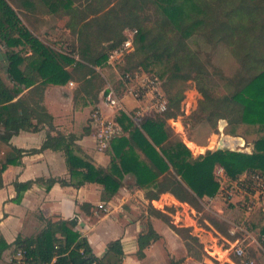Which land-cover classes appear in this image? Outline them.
I'll return each instance as SVG.
<instances>
[{"label": "trees", "instance_id": "trees-1", "mask_svg": "<svg viewBox=\"0 0 264 264\" xmlns=\"http://www.w3.org/2000/svg\"><path fill=\"white\" fill-rule=\"evenodd\" d=\"M44 1L54 12L60 8L59 3L67 11L74 10L70 0ZM123 2L122 5L118 4L123 12L106 11L99 15L103 7L94 8V16L87 15L84 10L75 12L78 44L69 54H65L40 40L24 25L8 0H0L2 26L12 29L4 38V44L7 73L14 83L13 86L9 85L0 74V150L3 151L0 158V188L4 185L3 175L8 165L18 163L25 154L46 149L62 152L71 174V181L61 177L16 181L14 202L20 203L25 191L34 183L45 184L47 190L56 183L76 187L98 183L104 187V199L106 195L114 196L123 186L125 176L131 174L135 177L136 185L146 189L145 196L150 203L161 194L170 192L179 201L196 206L200 199L214 197L219 192L220 183L215 172L218 165L230 176L248 169L264 173V0H148L147 5L156 13L153 23L157 24L158 31L157 36L152 38L151 30L141 23L146 15H153L144 13L146 1ZM121 14L130 18L126 20L125 15ZM114 20L133 24V28L137 29L135 50L126 56L120 67L122 72L142 67H132L127 63V58L136 53L142 44L144 47L161 49L169 57L181 55L182 58L177 59L179 62L183 60L186 80L196 75L206 78L211 75L210 70L202 67L200 54L192 52L190 40L198 34L196 30L213 24L212 31L204 32L208 42L214 46L222 41L226 43L239 65L230 76L219 72L225 79L219 90H212L207 85L208 89L198 87L203 95L199 101L202 112L199 118H203V121L197 122L211 123L213 127L217 126L219 132L218 121L225 118L228 121L226 133L239 137L240 127L245 128V134L255 132L254 151L207 149L195 157L183 141L172 142L171 124L168 121L178 113L170 109L173 104L179 111L180 101L184 98L183 88L174 96L168 97L166 94L168 110L164 114L147 116L138 125L126 112L117 114V121L126 134L111 141L109 166L97 165L78 155L76 151H80V146L77 137L73 133L60 131L54 124V116L44 103L45 90L50 84L66 85L73 80L80 87L76 88L75 96L82 93L98 101L99 94L103 95L104 90L101 91L97 83L100 74L94 66L104 64L108 51L124 40L125 26L116 28ZM95 26L98 27L97 33L93 30ZM106 39L111 41L104 50L102 43ZM17 47L22 49L16 50ZM72 54H77L81 59L76 60ZM176 69L181 70V66L176 65ZM25 90L28 91L24 93ZM45 126L48 130L40 148L23 149L10 143L13 135L21 130L38 131ZM149 212L163 218L181 235L187 241L190 253L195 250L194 241L203 247L199 238L192 234V228L177 226L171 217L153 206ZM41 220L44 226L39 233L33 236L19 235L14 242V249L26 250L25 264H51L54 260L53 264H90L95 260L98 264L121 263L124 252L120 240L109 244L103 258L97 257L87 238L75 230L77 216L57 220L42 216ZM258 237L264 242V233ZM158 238L159 235L152 228L140 235L139 255L143 254L144 247L151 239ZM9 246L0 236V253ZM250 254L254 256L253 250Z\"/></svg>", "mask_w": 264, "mask_h": 264}, {"label": "crops", "instance_id": "crops-1", "mask_svg": "<svg viewBox=\"0 0 264 264\" xmlns=\"http://www.w3.org/2000/svg\"><path fill=\"white\" fill-rule=\"evenodd\" d=\"M0 74L9 85L13 86L14 83L10 80L7 71L5 76L0 69ZM74 82L76 81L71 80L69 84ZM26 91L28 90L24 93ZM76 98L74 91L67 85L50 84L45 90L44 103L54 116L57 129L66 134L73 133L77 137V144L80 146V151H76L78 155L92 160L97 165L109 166L111 146L106 150H100L96 144L94 112L100 108L104 114H109V108L102 101L103 95L99 94L98 101L91 99L93 102L91 108H83L81 104V107L74 111ZM56 101L65 109L58 110L55 107ZM125 103L129 112L140 104L130 97L125 99ZM221 119L226 120L220 118L219 121ZM226 122L228 123L227 120ZM47 130V126L38 131L21 130L13 135L10 143L23 149L40 148ZM225 134L231 135L226 132ZM256 137V133L254 137H250L249 133L242 135L241 138L246 142L243 151L248 153L254 151ZM2 155L3 151L0 150V158ZM41 177L45 179L61 177L71 181V174L62 152L46 149L25 154L18 163L8 165L4 172V185L0 188V236L10 246L0 253V264H11L10 257L15 250L14 242L19 235L33 236L39 233L44 226L42 216L54 220L77 216L78 223L75 230L87 238L92 252L100 258L106 255L111 242L120 240L124 252L120 264H219L216 260L230 264L227 261L228 249L224 250L218 246L225 254L222 256L221 253L215 255L214 251L208 248L216 245L208 243L209 236L217 240L215 232L220 234L219 231L212 225H210L212 231L206 230L197 225L194 219L186 223L188 216L181 212L179 218L185 223L181 225L192 228V234L199 238L203 249L205 248L209 254L204 252L197 254L195 251L190 253L187 242L168 223L150 214L145 208L150 202L145 196L146 189L138 187L135 177L131 174L125 176L123 186L114 196L106 195L104 199V187L98 183H86L79 187L56 183L50 190L46 189L45 184L34 183L25 191L20 203L13 201L17 195L16 181L26 182ZM167 196L171 199L170 202L191 208L189 203L179 201L170 192L161 194L158 199L152 200V204L163 210L162 208L168 203L164 199ZM204 198L206 200L207 197ZM84 204L87 205L83 207ZM182 214L184 217L181 216ZM187 214L190 217L188 210ZM150 228L159 235V238L151 239L144 247L143 254L139 255V237Z\"/></svg>", "mask_w": 264, "mask_h": 264}, {"label": "rangeland", "instance_id": "rangeland-1", "mask_svg": "<svg viewBox=\"0 0 264 264\" xmlns=\"http://www.w3.org/2000/svg\"><path fill=\"white\" fill-rule=\"evenodd\" d=\"M70 1L71 6H73L72 8H74V10L67 11L59 3L58 5H60V8L58 9V11L54 12L51 11L44 0H8V2L18 12L24 25L29 28L31 32L40 40L60 52H63L65 50L71 52L72 49L77 47L78 34L76 29H78V27L76 25L77 20L75 19V12L84 10L87 15L94 16L92 14V10L94 8L101 7H103V9L98 13L99 15L106 11L115 13L121 10L123 12V9L118 8V4H124L123 0ZM144 1H146L145 4L147 5L148 0ZM150 7L151 6H149L148 4L147 8L144 10V13L153 15H146L145 20L141 21V23L142 25H145L147 29L151 30L150 37L152 38L154 36H157L158 31L157 24L153 23L156 19V13L154 14L153 10H151ZM109 8H111V10H109ZM121 15L124 16L125 14ZM124 17H126V20L130 18L126 15ZM122 23L123 22H119L117 20L113 21V24L118 29H120L122 26H125V28H133V24ZM216 25L218 26L219 24ZM97 29V26L93 28L95 33H97ZM212 30L213 24H207L204 28H199L198 30H196V33L198 34L194 37V39L190 40V47L192 52L200 54V57L202 59V67L204 69L210 70L211 72V75L207 76V78L205 76L199 77L198 75H196L195 78L186 80L183 73L185 71L183 60L179 62L177 59V57H181V55L169 57L161 49H152L148 46L144 47L142 44H140V49H137L136 53L127 58L128 65L132 67L140 65L142 66L140 67L141 69L148 72L151 71L149 73L160 76L163 81V90L164 92H166L165 94H167L168 97L174 96L176 92L184 88V98L180 101L179 111H177L176 107L173 106V104L170 110L178 113L174 118L181 120L183 125H185L186 131L185 133L178 132L171 126V141L174 142L177 140L183 141L187 138L190 139L188 141L189 145L194 148L195 152H197L196 155L193 154L195 157L206 152L207 149H210V146L215 145L217 138V136L214 135L215 132L217 133V126L213 127L211 123H208L206 121L197 122L203 121V118H199L202 115V112L199 108V101L203 98V95L201 94V92H199L198 87L204 86L205 88L209 87L212 90H219V88H221L225 83V79L219 75V72H221L223 75L230 76L236 71L239 65L235 60V57H233V55L231 54L229 46L226 43H223L222 41L218 45L214 46L212 43H210V41L208 42L204 32L208 33ZM11 32L12 29L10 27L2 26V23L0 21V69L2 74L5 76L8 60L6 58V46L4 44V38ZM109 41L111 40L106 39L105 41H103L102 47L104 50L106 49ZM15 49L21 50L22 47H17ZM25 51H23V53H25ZM80 59L81 58L79 57V60ZM123 64L118 67V70L107 65H98L101 66V71H99L96 69L97 65L94 66V68L100 74V78L97 83L100 84L101 91L105 89L109 82L114 84L119 91L122 89V83L119 79V74H123L120 69ZM176 65H180L181 70H177ZM69 82L66 85L75 93L76 88H80L79 83L74 82V84H69ZM76 97V103H78H75L74 111L76 109H79L81 107V104L83 108L92 107L93 102L91 101V98H85V95L82 93L77 94ZM143 104L144 109L142 110L141 114H137L135 111L131 112V118L137 125L140 124L143 118L156 114L155 112H151L149 109H146L148 108L147 101H145ZM55 107L58 110H60L61 108L62 110L65 109V107L62 106V104L58 101L55 102ZM168 123L170 125V121H168ZM244 129L245 128L243 127L239 128L241 133L239 132L238 136L242 137V135H245L246 130L244 131ZM254 133L255 132L251 131L249 133L250 137H254ZM123 134L126 133L123 132L121 135ZM229 138L231 137L225 135V143L229 146L235 147L236 142L233 145H230V143L227 142ZM236 140L244 143L243 139L237 138ZM201 150H203V152L198 153ZM232 150L243 151V148L237 147L236 149ZM206 197V200L205 198L200 199L199 203L196 206L190 205V208L188 206L184 207L179 203L170 202L171 199L167 196L164 197V199L168 203H166L164 208H162V211L167 216L171 217L173 219V222L180 227H182L181 224H185L184 221L179 218L180 213L183 212L186 216H188V221H186V223L192 222V219H194L197 225L203 227L206 230L212 231L210 225L216 228L220 233L218 234L215 232L217 240H214L211 235L208 239V243L210 245L212 243L216 244L212 247H208L209 250L214 251L215 255H218V253H221L222 256L225 255L220 250V248H222L224 250L229 249L231 256L234 257L231 251V243L229 241H233L235 238H240L242 241H244V243L249 242L243 230L237 231L236 234H232L230 232V229L233 227L234 223L241 224L242 228L244 227L248 229L250 233L256 235L257 237L261 233H264V202L261 206L256 208V210L249 217H247L246 215H244L238 204L234 203V201L230 199H227L222 192H218L214 197ZM150 204H152V201L151 203H148L147 207L145 205V208H147L148 210L151 206L156 208L153 204ZM187 210L190 213V217L189 214H187ZM181 216L184 217L183 214ZM184 234L187 235V232H184ZM195 243L197 244V242L194 241L193 246L195 247L194 251L197 254H200L202 252L206 253L207 255L209 254L208 251L205 250V248L203 249L202 246L198 244L196 245ZM251 250H253V254L257 260V264H264V254L256 250L254 245L253 247H251ZM216 261H218L219 264H223V262L219 260Z\"/></svg>", "mask_w": 264, "mask_h": 264}, {"label": "built area", "instance_id": "built-area-1", "mask_svg": "<svg viewBox=\"0 0 264 264\" xmlns=\"http://www.w3.org/2000/svg\"><path fill=\"white\" fill-rule=\"evenodd\" d=\"M124 40L123 42L111 48L107 53V59L103 65H107L118 70V67L122 65L125 61L127 55L135 50V40L137 35V29L135 28H125L124 29ZM65 54H69V51H63ZM76 60H79L77 54H72ZM101 66H96V69L101 71ZM119 79L122 83V89L119 91L117 87L108 83L103 91L102 101L109 108V114H104L100 108L95 110L94 119L96 127V144L100 150H106L110 147L113 138L121 135L123 133L122 126L117 121V114L119 112H126L132 117L131 112L135 111L137 114H141L144 109V102L147 101L148 108L151 112L164 113L168 110V98L163 90V81L160 76L149 73L141 68L134 71L123 72L119 74ZM130 97L137 102L139 105L135 106L134 109L129 112L125 103V99ZM171 126L174 130L178 132L185 133V125L179 119L170 118ZM227 122L224 119L219 121V132L215 133L217 136L216 144L210 146V149H217L219 139L222 132L225 134V127ZM232 138V140H227L230 145L235 142L237 145L231 148L236 149L237 147L246 148V142L243 145L236 140L241 137L231 136L225 134ZM187 138V137H186ZM190 139L183 140L184 143L190 148L192 153L196 154L194 148L189 145ZM192 141V140H191ZM203 150L198 153H202ZM216 177L220 183L219 192L224 193L227 199L237 203L244 215L249 217L259 206L264 202V173L248 169L235 176H230L227 174L225 169L218 165L216 167ZM236 199V200H234ZM243 230L248 238L249 242L244 243L240 238H235L231 243V253H227V261L230 264H257L255 256L250 254L251 247H255L256 250L264 254V242L250 233L248 229L242 228L241 224L234 223L230 232L236 234L237 231ZM26 250L22 248H17L13 251L10 257L11 264H25ZM55 261V260H54ZM53 261V263H54ZM51 263V264H53ZM90 264H98L97 261H93Z\"/></svg>", "mask_w": 264, "mask_h": 264}, {"label": "water", "instance_id": "water-1", "mask_svg": "<svg viewBox=\"0 0 264 264\" xmlns=\"http://www.w3.org/2000/svg\"><path fill=\"white\" fill-rule=\"evenodd\" d=\"M223 136H224V133L222 132L221 137H220L219 142H218L217 149H222V150H232V149H234V148H231L230 146L221 144Z\"/></svg>", "mask_w": 264, "mask_h": 264}, {"label": "bare ground", "instance_id": "bare-ground-1", "mask_svg": "<svg viewBox=\"0 0 264 264\" xmlns=\"http://www.w3.org/2000/svg\"><path fill=\"white\" fill-rule=\"evenodd\" d=\"M229 140H232V138H229ZM239 142V141H238ZM241 143V142H240ZM221 144L222 145H227L226 143H225V134H224V136H223V139H222V141H221ZM242 145H243V143H241ZM237 145V143H235V146ZM227 146H229V145H227Z\"/></svg>", "mask_w": 264, "mask_h": 264}]
</instances>
